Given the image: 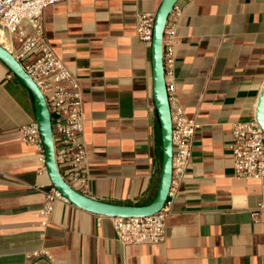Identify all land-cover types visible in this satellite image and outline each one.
<instances>
[{
	"label": "crops",
	"instance_id": "1",
	"mask_svg": "<svg viewBox=\"0 0 264 264\" xmlns=\"http://www.w3.org/2000/svg\"><path fill=\"white\" fill-rule=\"evenodd\" d=\"M162 2L67 0L42 15L47 47L81 89L89 180L75 190L90 198L144 206L156 195L151 40L136 30ZM166 43L170 107L199 127L158 244H122L112 218L67 200L41 213L52 187L43 147L19 134L36 124L34 98L0 61V264H264V180L236 176L230 151L232 126L254 120L264 86V0H178ZM0 44L14 53L11 36Z\"/></svg>",
	"mask_w": 264,
	"mask_h": 264
},
{
	"label": "built area",
	"instance_id": "2",
	"mask_svg": "<svg viewBox=\"0 0 264 264\" xmlns=\"http://www.w3.org/2000/svg\"><path fill=\"white\" fill-rule=\"evenodd\" d=\"M65 1L67 0H0V37L5 39L6 35L11 36L15 44L14 57L43 93L50 113L55 162L61 176L74 189L78 187L85 190L89 175L86 150L81 141V89L78 79L49 50L43 35L44 11ZM152 26V19L147 16L139 17L136 31L140 40H151ZM167 43L163 45V62L169 95L173 85L166 78L173 67V56ZM170 114L173 154L169 194L184 176L192 157V140L199 127L180 106L170 107ZM19 134L25 144H41L35 123L20 128ZM231 135L230 151L236 176L264 180V131L255 120H251L236 122L232 126ZM58 199L65 200L51 187L46 193L41 213L49 215L54 201ZM169 209L165 202L163 208L153 215L112 218L118 241L125 245L162 242Z\"/></svg>",
	"mask_w": 264,
	"mask_h": 264
},
{
	"label": "water",
	"instance_id": "3",
	"mask_svg": "<svg viewBox=\"0 0 264 264\" xmlns=\"http://www.w3.org/2000/svg\"><path fill=\"white\" fill-rule=\"evenodd\" d=\"M177 1L163 0L152 26L153 99L159 122L162 165L156 195L152 202L144 206L119 205L96 200L75 190L63 179L55 162L50 113L43 93L34 80L24 71L14 55L0 44V61L14 74L15 81L24 84L33 95L36 108V125L43 147L45 168L51 185L65 200L82 210L110 218L146 217L159 212L167 200L172 181L173 153L170 104L163 62V37L168 17ZM254 120L264 131V86H262L257 101Z\"/></svg>",
	"mask_w": 264,
	"mask_h": 264
},
{
	"label": "trees",
	"instance_id": "4",
	"mask_svg": "<svg viewBox=\"0 0 264 264\" xmlns=\"http://www.w3.org/2000/svg\"><path fill=\"white\" fill-rule=\"evenodd\" d=\"M156 132H157V140H158V143H160L159 129Z\"/></svg>",
	"mask_w": 264,
	"mask_h": 264
}]
</instances>
